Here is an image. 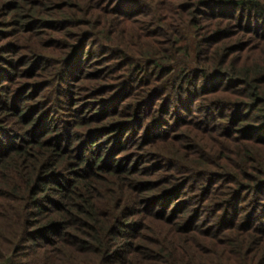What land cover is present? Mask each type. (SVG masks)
<instances>
[{
	"label": "trees",
	"instance_id": "obj_1",
	"mask_svg": "<svg viewBox=\"0 0 264 264\" xmlns=\"http://www.w3.org/2000/svg\"><path fill=\"white\" fill-rule=\"evenodd\" d=\"M108 2L0 0V264H264V0Z\"/></svg>",
	"mask_w": 264,
	"mask_h": 264
},
{
	"label": "rangeland",
	"instance_id": "obj_2",
	"mask_svg": "<svg viewBox=\"0 0 264 264\" xmlns=\"http://www.w3.org/2000/svg\"><path fill=\"white\" fill-rule=\"evenodd\" d=\"M105 1H107L108 2V0H104V2ZM109 4H111V0H110V2H108ZM6 29V26L5 27H3L2 28V30H5ZM42 32V31H41ZM32 33V32H31ZM36 35V37H37V34H39V33H35ZM29 39H27V40H25L24 41V45H25V47H28L31 43H32V41L35 39V40H37L38 42H40V43H46L45 42V39L46 38H43V36H38L37 38L36 37H34L33 35L31 36L30 34H29ZM90 47L91 46H88V49H90ZM97 50V47L95 48V51ZM10 55H7V54H5L4 55V57H9ZM25 68H26V70L27 69H29V67L26 65L25 66ZM28 75H29V73H27ZM76 74H77V72H76ZM69 81H70V83H69V86H70V89H76V85H74L75 83H76V81H73V80H71V79H69ZM73 82V83H72ZM77 84H79V87L77 88V89H79L80 88V84H81V81L79 82V83H77ZM68 84H66L65 86H67ZM68 86V87H69ZM74 86V87H73ZM89 95L87 94V92L85 93V91H83L82 92V96L80 97V95H78V98H80V99H78L79 101H77L76 103L73 101V104H75L74 106H72L71 105V107L72 108H76V106L78 107V108H82V110H81V112H83V114H88L89 113V111H88V106H87V104H88V102L86 101L87 99V97H88ZM63 98V100H62V103L64 104V106H66L67 105V102H68V97H65V96H63L62 97ZM84 98V99H83ZM66 104V105H65ZM98 107H100V106H98ZM56 108V107H55ZM70 107H66V108H64V109H61L62 110V112L64 113V115H66V117L67 118H71V114H72V111H71V109H69ZM7 114L5 113V112H3V110L1 109V105H0V116L1 117H4V116H6ZM59 116V115H58Z\"/></svg>",
	"mask_w": 264,
	"mask_h": 264
}]
</instances>
